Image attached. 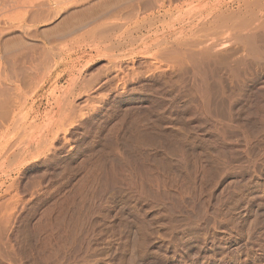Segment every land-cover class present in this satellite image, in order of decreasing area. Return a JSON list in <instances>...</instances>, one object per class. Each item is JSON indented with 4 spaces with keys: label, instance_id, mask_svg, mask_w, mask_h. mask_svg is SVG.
Returning <instances> with one entry per match:
<instances>
[{
    "label": "bare ground",
    "instance_id": "1",
    "mask_svg": "<svg viewBox=\"0 0 264 264\" xmlns=\"http://www.w3.org/2000/svg\"><path fill=\"white\" fill-rule=\"evenodd\" d=\"M23 12L0 264H264V0H66L48 38Z\"/></svg>",
    "mask_w": 264,
    "mask_h": 264
},
{
    "label": "rangeland",
    "instance_id": "2",
    "mask_svg": "<svg viewBox=\"0 0 264 264\" xmlns=\"http://www.w3.org/2000/svg\"><path fill=\"white\" fill-rule=\"evenodd\" d=\"M52 1V2H51ZM65 2H66V0H64ZM64 1H59V0H0V22H6V24L8 25V22L9 23H11V21H12V23L13 24H17V23H19V20L20 21H22L23 20V18H22V16L24 17V15H22L20 12L22 11H24L23 12V14H25V11L26 12H28V14H27V16L24 18V19H26L27 17V21L28 22H30V23H33L34 24V22H31V20L33 21L34 19L33 18H35L36 17V19L35 20H37V17H38V15H39V19H38V21L39 20H43L44 22H42L41 24L40 23H36V21H35V24L33 25V26H35V25H37L36 27L37 28H39L38 30H39V36L40 37H42V38H48V37H53V36H59L60 34H62V28H63V25L64 26H66L67 25V23L69 24V23H79V21H81L83 18H84V16H80L79 17V20H78V17H74V18H72V19H70L71 20V22L70 21H67V22H64L63 24H61L60 22H62V21H54V22H49V20H48V18H50L48 15H49V13H51L52 12V10L53 9H55V8H57L58 7V5H60V3L62 4V2L64 3ZM60 2V3H59ZM40 3H42V5H40ZM45 3V4H44ZM48 3V4H47ZM58 3V4H57ZM56 5H57V7H56ZM19 6V7H18ZM45 6V7H44ZM91 6V5H90ZM89 6V4L87 5V7H90ZM18 7V8H17ZM87 7H85V8H87ZM39 8V10L37 11V9ZM53 8V9H52ZM43 9V10H42ZM47 10V12H46V10ZM13 10V11H12ZM16 10H19V11H16ZM28 10H31L30 11V13H29V11ZM36 10V11H35ZM45 10V13L43 12ZM48 10L50 11V12H48ZM41 14H40V13ZM43 12V13H42ZM3 13V14H2ZM34 13V14H33ZM12 14H13V16H14V19H13V17H12ZM20 15V17H19V15ZM25 14V15H26ZM48 14V15H47ZM29 15V16H28ZM33 15V18L32 17H30V16H32ZM35 15V16H34ZM16 16V17H15ZM4 17H8L7 19L6 18H4ZM17 17L19 18V20L17 19ZM45 17L47 18V19H45ZM1 18H3V19H1ZM10 18V19H9ZM15 18H16V22H15ZM77 18V19H76ZM5 19H6V21H5ZM63 19H65V18H63ZM74 19V20H73ZM46 20H48V22L46 21ZM62 20V19H61ZM74 22H73V21ZM78 20V21H77ZM46 21V22H45ZM56 22V23H55ZM2 25H5V24H3V23H1ZM0 24V25H1ZM31 25V24H30ZM40 25V26H39ZM58 26V27H57ZM61 30V32H59Z\"/></svg>",
    "mask_w": 264,
    "mask_h": 264
}]
</instances>
